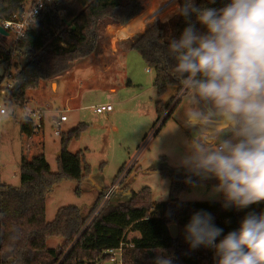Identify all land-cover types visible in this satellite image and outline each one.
Returning <instances> with one entry per match:
<instances>
[{
  "label": "trees",
  "instance_id": "trees-1",
  "mask_svg": "<svg viewBox=\"0 0 264 264\" xmlns=\"http://www.w3.org/2000/svg\"><path fill=\"white\" fill-rule=\"evenodd\" d=\"M25 1L0 0V20H7L20 11ZM54 1L55 9L44 8L37 24L26 32L20 43L10 47L0 41V66L5 72L0 82L7 75L12 77L13 88L9 95L18 101L43 105L47 98L57 96L53 85L64 81L62 104L72 110L78 109L82 89L92 86L86 81L80 83L75 71L94 67L98 57L104 54V28L113 23L121 28L120 37L127 42L126 49L137 50L154 72L153 86L158 98L170 87L175 89L176 97L168 104L156 103L153 136L158 135L185 96L180 94L182 86L168 71L174 61L169 58L165 63L168 43L180 36L187 26L185 19L169 13L143 25L152 12L142 0ZM228 2L216 0L210 4L208 0H195L197 6L215 8ZM176 3L182 4L183 0ZM191 20L195 22L194 15ZM196 27L204 31L201 25L196 24ZM19 131L21 186L4 184L0 172V264L102 262L108 258L107 251L117 250L121 245L124 264H153L160 249L166 250L173 264H216L211 248L191 249L184 239V226L192 214L200 210L212 214L215 225L224 230L217 238L219 242L223 235L238 229L248 213H264V202L237 210L223 207V200L181 201V196L192 187L203 182H217L214 178L193 177L194 183H186L188 173L183 169L164 172V177L171 182L167 202L154 204L149 188L138 193L132 191L127 199H120L116 204L108 205L109 200L106 201L98 215L87 224L107 190L100 193L87 216H83L79 208L67 206L57 211L52 222H47V195L64 180L80 184L90 176L88 168L83 167L84 155H74L67 150L71 140L81 138L85 125L60 136L62 150L57 158L56 173L51 172L45 158L43 119L40 125H35L29 118L22 117ZM171 226L178 228L176 238L171 235ZM51 239L63 241L58 250L48 249ZM131 245L132 248L127 247Z\"/></svg>",
  "mask_w": 264,
  "mask_h": 264
},
{
  "label": "clouds",
  "instance_id": "clouds-1",
  "mask_svg": "<svg viewBox=\"0 0 264 264\" xmlns=\"http://www.w3.org/2000/svg\"><path fill=\"white\" fill-rule=\"evenodd\" d=\"M171 14L187 23L165 56V63L174 61L168 71L186 101L171 132L194 133L185 138L179 160L186 183L214 178L212 195L222 196L225 208L264 202V0H229L221 8L183 0ZM14 112L10 102H0V121ZM223 231L200 210L184 226V239L191 249L211 248L216 264H264V213H248L217 242ZM153 264L173 260L160 249Z\"/></svg>",
  "mask_w": 264,
  "mask_h": 264
},
{
  "label": "rangeland",
  "instance_id": "rangeland-1",
  "mask_svg": "<svg viewBox=\"0 0 264 264\" xmlns=\"http://www.w3.org/2000/svg\"><path fill=\"white\" fill-rule=\"evenodd\" d=\"M166 1L145 0L152 14L145 19L143 25H149L155 19H150V16ZM174 5L158 16H168ZM116 32L118 35L113 36ZM103 34L102 49L105 55L98 57L93 68L75 71L80 83L86 81L92 86L82 89L78 109L72 110L63 106L64 81L56 84L57 96L47 98L43 105L31 102L22 106L27 111L43 110L45 158L52 173L58 172L57 158L62 150L61 139L55 136L57 127L53 120L60 119L61 116L67 117V122L62 125L64 134L85 125L81 138L71 140L67 150L74 155L77 153L84 155L83 167L88 168L90 176L80 184L64 180L47 195L45 213L47 222H52L57 211L67 206H75L81 210L83 216H87L100 193H106L114 185L117 189L111 195L108 205L116 204L120 199H127L132 191L138 193L145 188L150 189L154 204L167 202L171 182L164 177V172L183 170L179 166V160L186 152L184 141L185 138L194 135L190 130L183 128L179 132H171L179 124L176 117L185 106L184 96L166 125L161 128L158 135L153 136V125L157 120L156 103L161 101L166 105L176 97L173 95L175 89L170 87L159 99L153 86L154 72H148L150 69L137 50L126 49L127 42L120 37L121 28L108 23ZM4 73V68L0 66V77ZM103 102H110L114 111L96 114L94 110ZM13 106L15 108L13 116L0 121V172L4 184L20 187L19 121L24 110ZM40 123L39 120H34L35 125ZM120 177L122 180L117 184ZM216 183L203 182L194 186L184 193L180 200L183 202L223 200L222 196L212 195V188ZM62 244V240L51 239L47 247L58 250ZM85 262L97 264L100 260Z\"/></svg>",
  "mask_w": 264,
  "mask_h": 264
},
{
  "label": "built area",
  "instance_id": "built-area-1",
  "mask_svg": "<svg viewBox=\"0 0 264 264\" xmlns=\"http://www.w3.org/2000/svg\"><path fill=\"white\" fill-rule=\"evenodd\" d=\"M68 2L72 0H67ZM145 1V0H142ZM179 0H167L164 5H161L162 7L159 8L152 16H150V19L158 17L159 14L164 12L167 8L175 4ZM56 7V3L54 0H26L21 8L20 11L13 14L9 19L7 20H0V28H2L4 31L7 32V35H3L0 33V41H3L5 46L14 47L18 43L21 42V40L25 37L26 32L33 26L37 24L38 17L41 13V11L44 8H49L51 10H54ZM152 14V13H151ZM148 72H151V70H148ZM13 88V80L10 75H7L2 82H0V102H10L12 105H15L16 107H20L21 110H24L23 116L29 118L30 120H39L40 122L44 118L43 110L37 111H27L22 106L29 104L31 102L27 101H18L15 98H13L11 95H9V90ZM36 105H39L37 102ZM96 114H105V113H112L114 111L113 106L111 104H104L98 106L95 110ZM67 122L66 116H61L60 119L53 120L54 125L57 127L55 131V136L60 137L62 132V125ZM122 180V177H120L119 184ZM117 189V186L114 185L112 189L108 190L105 197L103 198V201L98 206L97 210L93 213L92 217L89 219L87 224H90L92 220L98 215L99 211L102 209L104 203L108 201L111 197V195L115 192ZM132 248L133 246H127ZM123 245L120 246L117 250H110L107 251L108 258L98 264H124L123 261Z\"/></svg>",
  "mask_w": 264,
  "mask_h": 264
},
{
  "label": "water",
  "instance_id": "water-1",
  "mask_svg": "<svg viewBox=\"0 0 264 264\" xmlns=\"http://www.w3.org/2000/svg\"><path fill=\"white\" fill-rule=\"evenodd\" d=\"M0 33L3 35H7V32L4 31L2 28H0ZM16 87V85L14 86V88ZM53 90H56V85H53ZM168 104V103H167ZM61 155V152L58 154V157ZM170 232L172 237L176 238L178 236V228L177 226H171L170 227Z\"/></svg>",
  "mask_w": 264,
  "mask_h": 264
},
{
  "label": "crops",
  "instance_id": "crops-1",
  "mask_svg": "<svg viewBox=\"0 0 264 264\" xmlns=\"http://www.w3.org/2000/svg\"><path fill=\"white\" fill-rule=\"evenodd\" d=\"M118 35V33L116 32V33H113V36H117ZM111 48H113V47H111ZM111 52H114V50H111ZM116 57V54H114V58ZM175 94V91H174V93H173V95ZM104 104H110V102H103V103H101L100 105H104Z\"/></svg>",
  "mask_w": 264,
  "mask_h": 264
}]
</instances>
